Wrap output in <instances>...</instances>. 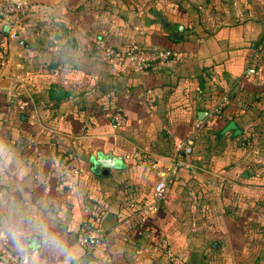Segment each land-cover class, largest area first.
<instances>
[{"label": "crops", "instance_id": "1", "mask_svg": "<svg viewBox=\"0 0 264 264\" xmlns=\"http://www.w3.org/2000/svg\"><path fill=\"white\" fill-rule=\"evenodd\" d=\"M27 1L16 36L0 18L6 247L26 264H165L167 247L181 264H264V0ZM128 39L174 55L147 69L105 58ZM204 123L219 137L156 198L160 176L134 153L168 171ZM100 156L113 166L96 171ZM88 219L105 237L94 252L80 243Z\"/></svg>", "mask_w": 264, "mask_h": 264}, {"label": "built area", "instance_id": "2", "mask_svg": "<svg viewBox=\"0 0 264 264\" xmlns=\"http://www.w3.org/2000/svg\"><path fill=\"white\" fill-rule=\"evenodd\" d=\"M30 3L27 0H0V17L6 18L11 27L12 35L16 36V30L21 28L24 17L30 10ZM173 50L160 45L146 46L136 42L127 44L124 48H115L107 46L104 48V56L113 63L121 64L124 60H129L138 68H150L154 64L162 63L173 57ZM227 94H223L212 107L211 115H217L226 104ZM18 105L21 108L26 106L24 100H19ZM125 116L122 111H116L113 114L114 125L123 123ZM192 139H181L177 142V154L168 171L163 169V163L154 158L149 152L136 151L134 155L145 161L147 167L157 172L160 178L154 185V195L159 198L163 195L167 177L175 172L177 166L187 165V156L192 151ZM155 208V203L151 205ZM80 243L87 252H94L104 243V232L101 228H94L88 223H83L80 227ZM167 264H181L180 257L167 247ZM28 261L27 253H14L6 247V237L0 233V264H26Z\"/></svg>", "mask_w": 264, "mask_h": 264}, {"label": "trees", "instance_id": "3", "mask_svg": "<svg viewBox=\"0 0 264 264\" xmlns=\"http://www.w3.org/2000/svg\"><path fill=\"white\" fill-rule=\"evenodd\" d=\"M0 18H2V17H0ZM1 20V19H0ZM170 39L171 40H176V38L174 37H171L170 36ZM131 42H136V43H139V44H142V45H146V46H152L151 44H145V43H142L141 41H139V40H135V39H128V40H126L124 43H122V44H111V43H107V44H105L104 45V48L105 47H107V46H112V47H115V48H124L127 44H129V43H131ZM160 46H165V47H168V48H170V49H172L173 50V52H174V48L172 47V45H166V44H164V45H160ZM174 55V54H173ZM219 97V95H217L216 96V98L213 100V102H216L217 101V98ZM223 110V109H222ZM222 112V111H221ZM220 112V113H221ZM216 115H212V118H214ZM204 126H207V124L206 123H204V124H201L200 126H198L196 129H195V137H194V140H193V148H192V151H196V150H201V149H203V145H205V147L204 148H208L209 149V145H210V143H212V139L214 138V137H216V138H218L219 137V134H218V132L217 131H215V134H214V132H213V136H212V133H210V130H205V131H203L202 130V128H204ZM202 130V131H201ZM207 134H209L208 136H206ZM176 144L177 143H175V146H176ZM191 151V152H192ZM192 155V153H190V155L189 156H191ZM92 221L90 220V219H88V224L90 225V226H92V223H91ZM94 226V225H93ZM105 238V237H104ZM105 240V239H104ZM179 257H180V259L182 260V258H181V255H180V253H178V252H175ZM166 255H167V253H166ZM167 260H168V256H167V259H166V263L165 264H167Z\"/></svg>", "mask_w": 264, "mask_h": 264}, {"label": "water", "instance_id": "4", "mask_svg": "<svg viewBox=\"0 0 264 264\" xmlns=\"http://www.w3.org/2000/svg\"><path fill=\"white\" fill-rule=\"evenodd\" d=\"M172 27L177 32H181L183 29L182 24L176 23V22L172 24ZM19 40H21V39H19ZM205 114H206L205 111H202V112L199 111V118H203ZM112 159H114L112 156H110V159L104 158V157L102 158L101 156L95 157L94 163H93L94 169L97 171L98 168L101 166H113L114 163H113Z\"/></svg>", "mask_w": 264, "mask_h": 264}, {"label": "clouds", "instance_id": "5", "mask_svg": "<svg viewBox=\"0 0 264 264\" xmlns=\"http://www.w3.org/2000/svg\"><path fill=\"white\" fill-rule=\"evenodd\" d=\"M49 243L51 244V246L53 248H59L61 247L60 244H59V241L55 238V237H52L50 240H49Z\"/></svg>", "mask_w": 264, "mask_h": 264}]
</instances>
